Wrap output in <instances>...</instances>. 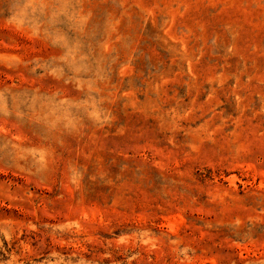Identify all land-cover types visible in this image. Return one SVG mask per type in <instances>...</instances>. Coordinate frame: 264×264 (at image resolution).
I'll use <instances>...</instances> for the list:
<instances>
[{
	"label": "rangeland",
	"instance_id": "374dc122",
	"mask_svg": "<svg viewBox=\"0 0 264 264\" xmlns=\"http://www.w3.org/2000/svg\"><path fill=\"white\" fill-rule=\"evenodd\" d=\"M0 264H264V0H0Z\"/></svg>",
	"mask_w": 264,
	"mask_h": 264
}]
</instances>
